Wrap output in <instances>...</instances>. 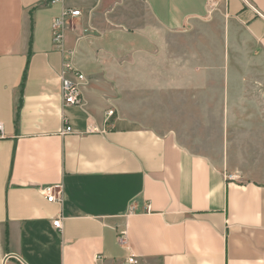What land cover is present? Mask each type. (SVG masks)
I'll return each instance as SVG.
<instances>
[{
	"label": "crops",
	"instance_id": "1",
	"mask_svg": "<svg viewBox=\"0 0 264 264\" xmlns=\"http://www.w3.org/2000/svg\"><path fill=\"white\" fill-rule=\"evenodd\" d=\"M0 124V264H264V0H0Z\"/></svg>",
	"mask_w": 264,
	"mask_h": 264
},
{
	"label": "built area",
	"instance_id": "2",
	"mask_svg": "<svg viewBox=\"0 0 264 264\" xmlns=\"http://www.w3.org/2000/svg\"><path fill=\"white\" fill-rule=\"evenodd\" d=\"M80 11L78 10H66L60 16L54 18L51 23V35L53 47L57 50L61 49L64 28L66 19L79 17ZM85 77L82 73L74 70L69 63H64L63 70L60 73V90L61 100L65 107H78L82 102L80 94V86L85 82ZM114 114V111L109 110L106 112L104 123H108L110 117ZM65 124L63 134H69L72 132L70 125L66 119H63ZM2 125L0 124V136H2ZM93 130H87V133H92ZM41 195H43L49 203H61L62 202V187L60 185L46 186L40 189ZM52 226L55 230L61 231V218L58 217L52 222ZM117 243L127 248L128 235L126 230H120L116 236ZM94 260L99 262L100 257L95 256ZM136 259L133 255H129L124 264H136Z\"/></svg>",
	"mask_w": 264,
	"mask_h": 264
}]
</instances>
